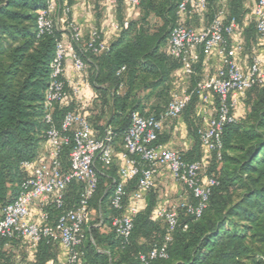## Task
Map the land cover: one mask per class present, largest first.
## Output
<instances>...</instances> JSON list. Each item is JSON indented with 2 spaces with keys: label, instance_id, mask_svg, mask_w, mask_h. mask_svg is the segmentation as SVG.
I'll return each mask as SVG.
<instances>
[{
  "label": "trees",
  "instance_id": "16d2710c",
  "mask_svg": "<svg viewBox=\"0 0 264 264\" xmlns=\"http://www.w3.org/2000/svg\"><path fill=\"white\" fill-rule=\"evenodd\" d=\"M180 2L140 0V18L122 24L105 51L96 54L76 46L85 61L90 86L97 93L95 107L75 108L77 94L67 84L66 96L54 108L56 125L66 111H77L89 121L96 137L106 128L112 129L115 147L123 144L133 112L159 114L172 96V74L181 67L168 47L172 27L181 24ZM218 3L208 0L205 13L210 21L223 10ZM46 4L47 0H0V206L18 194L29 175L23 163L40 157L48 147L44 100L56 44L64 31L54 22L50 33L39 35L38 11ZM227 5L225 22L234 18L240 24L245 14L243 0H227ZM151 18L160 23L152 25ZM253 31L256 28L250 27L248 39ZM153 95L158 103L146 111L142 102ZM196 98L193 96L181 114L194 138L190 150L179 152L189 162L202 156L201 124L190 117ZM243 98L246 115L238 118L234 112L235 121L223 126L221 161L210 154L217 164H209L204 175L215 177L217 183L210 188L206 207L199 217L180 211L167 256L150 259L147 264H264V84L253 85ZM216 103L214 98V106ZM161 139L159 133L158 144ZM68 153L67 146L65 163ZM96 167L98 185L90 206L100 215L97 222L84 227L81 264H142L140 254L161 243L165 234V222L155 213V194L150 193L146 207L133 215L131 234L124 239L111 224L122 213L111 205L119 166H104L97 160ZM137 180L125 182L124 210L131 203ZM80 189L76 183L68 187L67 203L78 200ZM188 200L195 202L191 194ZM100 226H106L107 231L101 232ZM57 242L43 239L33 248L19 239L6 249L1 242L0 259L4 264L56 262Z\"/></svg>",
  "mask_w": 264,
  "mask_h": 264
},
{
  "label": "built area",
  "instance_id": "2783aa9c",
  "mask_svg": "<svg viewBox=\"0 0 264 264\" xmlns=\"http://www.w3.org/2000/svg\"><path fill=\"white\" fill-rule=\"evenodd\" d=\"M116 1L108 0L110 4ZM127 2L138 6L140 0ZM207 6L208 0H181L177 12L200 13ZM68 12V5L61 6L57 0H47L46 6L38 11L39 35L50 33L54 27V14L62 13L66 17L63 22L69 37L57 41L51 63V80L45 93V121L49 125L47 150L35 160L23 163L29 175L21 183L18 194L1 206L0 243L6 249L12 241L19 239L26 240L33 248L43 239L58 241L67 254L66 259L57 264H81L86 238L84 227L88 222L90 200L98 185L96 162L100 160L104 166L111 165L115 148L112 129L106 128L101 137H96L89 121L77 111H66L59 126L54 121V108L64 99L67 84L70 85L69 79H63L67 55H71L77 79L72 91L78 94L80 87L89 86L90 82L85 61L76 46L96 54L108 47L95 27L84 41L80 29L67 18ZM254 15L256 32L264 39V0H255ZM236 28L234 18L225 22L224 10H218L208 26L200 31L183 24L173 26L168 39L169 52L179 60L186 74L194 75L200 55H209L214 50L221 58V69L216 75H205L192 89L175 93L159 114L135 111L131 115L130 126L123 139L119 181L114 185L111 198V205L122 210L111 222L117 235L124 239L130 236L133 215L138 212L137 203L154 188V175L160 166H166L195 199L193 203L188 199L180 200L155 211L156 216L165 222V234L161 243L155 244L148 253L140 254L142 264H147L150 259L167 256L168 243L172 240L180 211L199 217L206 207L210 188L217 183L215 177L204 175L201 160L186 161L178 151L157 143L165 121L180 116L193 96L203 102H208L210 95L214 96L217 101L215 114L198 128V134L202 146L220 162L224 124L235 121L234 111L246 91L255 84H264V67L259 57L252 56L247 71L239 67L235 58L236 48L230 43ZM67 146L69 153L65 163L63 154ZM133 178H138L137 189L132 195L133 202L124 210L125 182ZM75 183L81 186L79 198L75 203H67L66 191ZM0 264H4L1 259Z\"/></svg>",
  "mask_w": 264,
  "mask_h": 264
},
{
  "label": "crops",
  "instance_id": "0c3cea01",
  "mask_svg": "<svg viewBox=\"0 0 264 264\" xmlns=\"http://www.w3.org/2000/svg\"><path fill=\"white\" fill-rule=\"evenodd\" d=\"M57 3L61 6L68 5L69 12L67 18L80 29L84 41L88 39L90 31L95 27L107 44H109L117 36L122 24L127 25L130 20L138 19L141 16L139 5H131L127 0H117L114 4H110L108 0H57ZM218 4L224 11H228L227 0H219ZM254 5L255 0H243L245 14L230 37L231 45L236 48V61L243 71L248 70L252 56L259 57L264 67V39L256 31H253L251 39L247 37L250 27H255ZM65 18L62 13L54 14V22L64 31L62 38L67 40L69 32L66 30L63 22ZM179 19L181 24L192 27L197 31L205 29L210 22V18L206 15L205 11L200 13H182ZM221 66V58L216 50L209 55H200V59L196 63L194 76L186 74L181 66L172 74L171 98L175 93H182L185 90L191 89L205 75H216L219 69H221ZM64 76L70 80L71 86L75 85L77 79L75 78L73 61L70 54L66 57ZM147 92L144 93L146 94ZM96 97L97 93L90 85L81 86L75 98V108H94ZM142 103L146 105L147 111L150 107L155 106L158 101L153 95L145 98ZM214 105V96L212 95L209 96L208 102H203L197 97L192 105L190 117H195L199 121V124L203 126L206 124V119L215 113L216 106ZM160 135L162 138L160 145L165 148L178 152H186L193 146L194 138L188 128L184 115L165 121ZM114 148L113 163H117L120 168L122 165L121 153L124 147L122 143H117ZM201 149L202 156L200 160L203 162V172L206 173L210 164L211 155L203 146H201ZM154 182V188L145 193L143 199L137 203L138 211L146 207L149 202L150 193L155 194V211L189 198V192L186 187L173 177L166 166H160L158 168L154 175ZM157 189H159L157 191L158 193L156 192ZM99 229L101 232L107 231L106 226H100ZM66 254L67 252L64 246L60 242H57V260L56 262L50 260L47 264H57L60 261H64Z\"/></svg>",
  "mask_w": 264,
  "mask_h": 264
},
{
  "label": "rangeland",
  "instance_id": "374dc122",
  "mask_svg": "<svg viewBox=\"0 0 264 264\" xmlns=\"http://www.w3.org/2000/svg\"><path fill=\"white\" fill-rule=\"evenodd\" d=\"M156 23H160V21H158L155 18H151V24L155 25ZM247 111H248V108H247V106L245 104L244 98L242 97L239 106L234 111L235 115L238 118H243L246 115ZM212 164L216 165L217 163L215 162L213 156L211 155L210 156V165H212ZM157 191H159V189H157L156 192ZM0 215H1V206H0ZM99 215L100 214H99L98 210L94 206H91L87 225L94 224L95 222H97L98 218H99Z\"/></svg>",
  "mask_w": 264,
  "mask_h": 264
}]
</instances>
